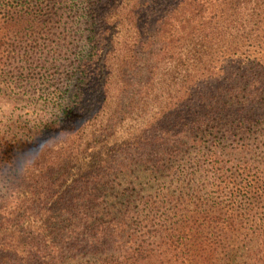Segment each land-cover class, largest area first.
I'll use <instances>...</instances> for the list:
<instances>
[{
    "label": "trees",
    "instance_id": "1",
    "mask_svg": "<svg viewBox=\"0 0 264 264\" xmlns=\"http://www.w3.org/2000/svg\"><path fill=\"white\" fill-rule=\"evenodd\" d=\"M0 174V264H264V0H0Z\"/></svg>",
    "mask_w": 264,
    "mask_h": 264
},
{
    "label": "clouds",
    "instance_id": "2",
    "mask_svg": "<svg viewBox=\"0 0 264 264\" xmlns=\"http://www.w3.org/2000/svg\"><path fill=\"white\" fill-rule=\"evenodd\" d=\"M80 129L74 127L56 126L47 139L37 137L29 143L28 147L21 149L14 160L9 161L16 174L20 176L31 175L39 166L40 158L47 152L62 146L70 138L79 133ZM2 175V174H0Z\"/></svg>",
    "mask_w": 264,
    "mask_h": 264
}]
</instances>
